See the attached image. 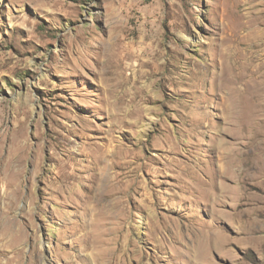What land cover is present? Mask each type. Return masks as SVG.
Wrapping results in <instances>:
<instances>
[{
	"label": "rangeland",
	"instance_id": "obj_1",
	"mask_svg": "<svg viewBox=\"0 0 264 264\" xmlns=\"http://www.w3.org/2000/svg\"><path fill=\"white\" fill-rule=\"evenodd\" d=\"M5 261L264 264V0H0Z\"/></svg>",
	"mask_w": 264,
	"mask_h": 264
},
{
	"label": "bare ground",
	"instance_id": "obj_2",
	"mask_svg": "<svg viewBox=\"0 0 264 264\" xmlns=\"http://www.w3.org/2000/svg\"><path fill=\"white\" fill-rule=\"evenodd\" d=\"M11 259H12V258H11ZM10 261H11V260H10ZM10 261H5V262L2 263V264H9Z\"/></svg>",
	"mask_w": 264,
	"mask_h": 264
}]
</instances>
